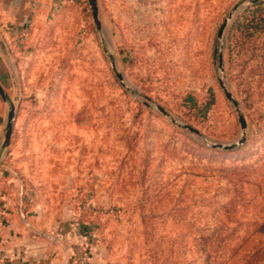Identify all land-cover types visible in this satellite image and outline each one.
<instances>
[{
  "label": "rangeland",
  "instance_id": "374dc122",
  "mask_svg": "<svg viewBox=\"0 0 264 264\" xmlns=\"http://www.w3.org/2000/svg\"><path fill=\"white\" fill-rule=\"evenodd\" d=\"M95 5L98 27L89 0H0V264H172L187 198L264 157V75L257 58L228 59L232 22L217 38L248 0ZM259 193H235V247L257 228Z\"/></svg>",
  "mask_w": 264,
  "mask_h": 264
},
{
  "label": "trees",
  "instance_id": "16d2710c",
  "mask_svg": "<svg viewBox=\"0 0 264 264\" xmlns=\"http://www.w3.org/2000/svg\"><path fill=\"white\" fill-rule=\"evenodd\" d=\"M226 50L228 59L240 51L247 54L248 60L257 58L260 66L259 76L264 75V0L246 7L234 19L227 33ZM258 112L264 115L262 109H258ZM207 167H211V164ZM219 168L216 173L220 184L214 189L206 187L201 191L200 197L189 196L185 207L178 211L182 229L175 231L168 242V251L175 260L172 264H177L175 257L181 253L186 255V264H264V179L251 183L253 176L264 171V157H258L253 162L243 160L240 166L234 168ZM211 173L214 172L206 169L205 175L201 174L198 178L210 184L216 179ZM220 180H224L225 184ZM245 185L254 186L260 192L259 200L256 199L259 201L256 207H259L260 211L256 217L258 223L254 224L257 228L244 236L241 239L242 244L235 247L232 242L239 225L231 227L235 223L233 216L236 205L233 201L235 193L239 192V189L243 191ZM254 200L252 198L251 202ZM159 216L160 214L152 213L148 219L156 220ZM173 216L175 218L177 215ZM161 252L162 250L153 252L154 259H157L158 253Z\"/></svg>",
  "mask_w": 264,
  "mask_h": 264
},
{
  "label": "water",
  "instance_id": "95a60500",
  "mask_svg": "<svg viewBox=\"0 0 264 264\" xmlns=\"http://www.w3.org/2000/svg\"><path fill=\"white\" fill-rule=\"evenodd\" d=\"M258 1H261V0H248V6L254 4V3L258 2ZM89 5H90V8H91V12H92V17H93L94 23H95V24L97 25V27H98L99 22H98V19H97V12H96L95 0H89ZM248 6H247V7H248ZM245 8H246L245 6H240L239 8L234 7V12H230V13H228V15H227L226 18L222 21V23H221V25H220V27H219V29H218V31H217V38H221V37H222L223 32L226 31V30L228 29L229 22H233L234 19L239 15L240 12H238V11H239V10L243 11ZM222 62H223V54H222V52H219V53H218V68H219V69H222ZM117 77H118L119 80L121 79V76L117 75ZM222 87H223V86H222ZM224 94H225V97H226L228 100H230V101L233 103V105L236 107V106H237V103L232 99L231 95H230L227 91H225ZM0 97H1L3 100H5V95H4V93H3L2 89H1V87H0ZM157 110H158L163 116L169 118L167 112L164 111L161 107L157 106ZM13 115H14V113H13V108L11 107V108H10V111H9L8 114H7V121H6V125H5V130H4V132H5V142H8V140H9V136H10V134H11ZM170 120H171V122H173V123L176 124V122H175L174 119L170 118ZM238 120H239L240 128H241L242 130L245 129V127H246V123H245L244 118L240 115L239 118H238ZM178 126L181 127L182 129H185V130L191 132V133H194V134L199 135V133H198L195 129H193V128L187 126V125H178ZM243 140H244V139L241 138V139L238 141V143H242ZM235 146H236V144L224 145V144H222V143H218V142H216V143H211V147H212V148H217V149H221V150H231V149L235 148Z\"/></svg>",
  "mask_w": 264,
  "mask_h": 264
},
{
  "label": "built area",
  "instance_id": "2783aa9c",
  "mask_svg": "<svg viewBox=\"0 0 264 264\" xmlns=\"http://www.w3.org/2000/svg\"><path fill=\"white\" fill-rule=\"evenodd\" d=\"M3 258V253L0 251V260Z\"/></svg>",
  "mask_w": 264,
  "mask_h": 264
},
{
  "label": "crops",
  "instance_id": "0c3cea01",
  "mask_svg": "<svg viewBox=\"0 0 264 264\" xmlns=\"http://www.w3.org/2000/svg\"><path fill=\"white\" fill-rule=\"evenodd\" d=\"M9 204V203H8ZM7 205V204H6Z\"/></svg>",
  "mask_w": 264,
  "mask_h": 264
}]
</instances>
